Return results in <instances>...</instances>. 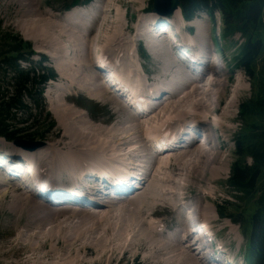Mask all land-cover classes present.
I'll return each mask as SVG.
<instances>
[{
	"label": "bare ground",
	"instance_id": "6f19581e",
	"mask_svg": "<svg viewBox=\"0 0 264 264\" xmlns=\"http://www.w3.org/2000/svg\"><path fill=\"white\" fill-rule=\"evenodd\" d=\"M10 1L19 5L18 10L25 17L23 22L16 24L19 30L26 26L27 30L36 32L40 40L50 44L67 37L73 44L78 63L72 90L75 88L81 94L103 102L115 119L94 123L70 105V91L67 90L68 94L56 105L51 103L60 134L49 137L43 146L35 149L23 150L16 146L11 151L0 149V155L7 152L9 156L4 162L5 168L0 169V224L1 215L5 214L7 223L3 226L9 224L16 229L8 247L0 244L2 263L123 264L131 257L135 261L141 259L144 264H219L217 257L221 260L230 257L228 249L231 245H227L222 236L234 234L235 227L222 219L232 222L233 219L220 218L222 214L213 203L214 190L210 192V185L219 183L226 169L227 133L232 128L229 123L236 121L233 107L245 90V78L240 76L233 81L230 71L220 65L221 60L212 56L214 48L206 40L204 20L193 19L188 24L181 20L183 14L178 8L169 20L150 21L151 17L146 15L130 25L127 14L123 20L119 9L126 6L128 12L134 8L142 15L149 8L145 5L148 0H104L102 5L106 3L107 7L93 4L87 10L76 9L60 21L57 19L59 22L56 23L43 18V11L34 9L41 5V0ZM188 25L195 27L194 34ZM132 28L138 32L131 39L128 32ZM163 30L172 31L178 43L171 46L162 36ZM21 33L29 39V34ZM142 39L147 40L144 54L151 55L155 68L149 69L144 64H140V68L145 76L157 73L159 77L154 76L149 86L154 93L164 92L165 88L169 98L166 103L156 100L158 106L153 107L150 114L136 116L121 96L99 82L106 70L99 63H103L104 57L116 58L118 55V59L110 61L121 67L122 75L131 76L132 70L138 73V63L131 53L134 42L139 44ZM93 43H97L95 49ZM93 50L101 53V57L94 59L90 55ZM210 60L214 65L204 74ZM200 72L202 74L196 80ZM112 76L119 83L120 77L115 73ZM132 85L145 88L146 83L140 76L138 83L133 81ZM49 94L47 92L46 96ZM142 104L140 102V106ZM139 110L147 109L141 107ZM189 127L205 132V143L200 144L195 139L187 148L181 149L183 133ZM157 134V139L166 135L173 137L168 157H164L167 152L158 155L151 152V148L156 147V140L150 144L147 138ZM27 160L39 164L41 179L37 177L36 185L33 178L25 179L26 184L31 185L25 191L24 187H15L10 179L11 174L20 172V164ZM137 161L145 171L144 187L134 193L133 176L122 167ZM86 176L103 180L108 188L118 192L119 199L115 203L99 205L94 187L84 181ZM189 193H194V197L188 198ZM186 199L195 213L209 223L197 217L201 220V227L197 228L202 233L201 240L210 245L202 255H210V259L198 260L194 255L197 242L192 243L193 237L184 234L183 228L176 229L180 225L178 214L185 215L179 209ZM160 209L170 215L176 214L166 222L167 226L158 214ZM215 212L218 217L214 216ZM167 230L173 232L171 237L167 236ZM22 252L24 258H21Z\"/></svg>",
	"mask_w": 264,
	"mask_h": 264
},
{
	"label": "trees",
	"instance_id": "16d2710c",
	"mask_svg": "<svg viewBox=\"0 0 264 264\" xmlns=\"http://www.w3.org/2000/svg\"><path fill=\"white\" fill-rule=\"evenodd\" d=\"M90 0H73L70 5ZM183 13L192 17L206 11L221 15L223 37L240 33L244 42L234 57L235 64L248 75L257 72L264 61V0H180ZM153 5L151 4V10ZM1 27V24H0ZM33 46L20 35L0 31V137L7 141L17 138L41 139L39 133L55 121L45 111L44 89L56 73L47 65V58L34 61ZM28 63L23 66L22 63ZM239 121L246 131L234 139L235 158L230 167L227 187L234 201L218 204L222 217L233 219L246 239L248 264H264V80L255 86L253 95L239 105ZM45 124L39 127V124ZM25 124V125H24ZM31 128H25L29 125ZM47 125V126H48ZM24 126V127H23ZM30 130V131H29ZM38 131V133L35 132ZM234 205L235 210H230ZM246 208L247 215L243 216Z\"/></svg>",
	"mask_w": 264,
	"mask_h": 264
},
{
	"label": "rangeland",
	"instance_id": "374dc122",
	"mask_svg": "<svg viewBox=\"0 0 264 264\" xmlns=\"http://www.w3.org/2000/svg\"><path fill=\"white\" fill-rule=\"evenodd\" d=\"M36 1H38V0H36ZM72 1L73 0H41V5L38 6V7L36 6L37 8L35 7L34 9H38L39 11H43L44 12V16H42L43 18H46L48 20L51 19L52 21L55 20L54 22L58 23L62 18H64L65 16L67 17V13H66V10L64 9V7H65V5H70L72 3ZM103 1L104 0H102V1L101 0H95L90 5H84L86 8L85 7H83V8H74V9H72L70 11L72 12V11H74L76 9L87 10L93 4L94 5H102ZM153 1L154 0H148V2L145 4L147 7L149 6V8H147V9H150L151 4L153 5ZM18 7H19V5L11 3L10 0H0V24H1L0 31H5V30L6 31H11L13 33H16V34L20 35L24 40L29 41L33 45L34 51L36 53H38L34 57L35 60L39 61L40 57L42 55H45L48 58V60H49L48 61L49 64L51 66H53L56 71L58 70L57 72H59V75L57 76L58 79L55 80V81L50 82L47 85V87H46L47 91H45V93H44L45 111L48 112L51 115L52 119L55 121V124H54V126H52L50 128V130L47 129L49 127L48 123L46 125L42 124V123L39 124L38 125L39 127L40 126L43 127L45 125L44 129L40 130V132H39V133L45 134V136L42 137L41 139H32L30 141H38L39 142L38 144H41L40 146H43L44 145V141L46 139H48L49 137H52L54 135H57L56 133L60 134L61 128L57 124V120L54 117V114H53V111L51 110V108L54 105H56L58 100H62V98L65 95L68 94L67 90L70 91V93L68 94L69 95L68 102L70 103V105L73 106V108H75L76 110L78 109L79 111L85 113L87 118H89L91 121H93L94 123H102V122L107 121L108 119L110 120L109 122L113 121V118L115 119V117L114 116H112V117L110 116L109 112H107V108L108 107L106 105H104L103 102H99V101L97 102L96 100L91 99L86 94H83V93L81 94L80 91H78L75 88H73V90H72L71 85H72V83H74V80L76 78L75 69L78 67V63H77L76 58H75V54L76 53H74V51H73V49H74L73 48V44L70 43L66 39L67 37L65 38L66 40L64 38L60 39V40L57 39L56 43H53V44H50L49 42L45 43L42 40H40V38L38 37L36 32L33 33V32H31V30L29 31V28L27 30L26 26H23V27L27 31H25L23 29V27H22V29L19 30L17 28L16 24L19 23V22H23L25 17L22 16L23 13L19 12V10H18L19 8ZM102 7L103 8L107 7V4L105 3L104 5H102ZM127 7H130V5L128 4ZM134 10H135L134 8H130V10L127 12L126 11V6H124L123 8L121 7V9H119L120 16L122 17L123 20H124V15L126 16V14H127L129 20L132 21V22L130 21V23H131L130 25H133V23L135 21H137V19L139 17H141V16H146L147 15L149 17H152L155 14H158L157 12H149L150 14H148V12L145 10V12L142 15H139L141 13L140 12H135ZM81 12L83 13V12H86V11H81ZM53 17H55V19ZM162 18H165V17L162 16ZM199 18L203 19L205 24H206V26H207V33H206L207 42L211 46L213 45L214 51L216 49L218 50L217 53H215V55L218 54L221 57V59H225L226 60V62L224 63L226 65V67H223L224 70L230 71V74L232 76L233 81L237 80L240 76H243L245 78V83H244L245 90L240 93V97H239L236 105L233 107V114L236 117V121L234 123H229V124H231L232 128L227 133V135H228V138H227L228 139L227 140L228 141V145H227L226 149H227V154H229V156H228V162H227V165H226V169H225V172L221 176L220 182L219 183H213V184L210 185V187H211L210 192L214 190V195L212 197V200H214L213 203H215L218 206V204H222V203H224L227 200L234 201V199L231 197L232 196L231 190L227 187V180L229 178L230 166H231V164H232V162L234 161V158H235L234 139L236 138L237 134L242 133L243 131H246V125L241 123L238 120L239 119L238 118V116H239L238 108H239L240 103L243 100H245V99H247V98H249L250 96L253 95V92H254L256 84L258 82H260V77H262L263 80H264V61H259L258 62V64H257L258 69H257V72L255 74L248 75V74H245L241 70H237L238 67L235 64L234 57L239 52V49H240L239 45H240V43H242L244 41V38L241 37L240 34H238L233 39H230V40L226 39L225 40L223 38V35H222L223 34V21H222L221 15L219 13H216L213 17L210 18L206 13L198 12L193 19L194 20H198ZM194 30H195V27H194ZM28 31L30 32V34L28 33ZM32 31H34V29ZM130 31L131 32H128V36H130L131 39H132L134 37V34H135V29L132 28ZM21 32H25L26 34H29V36L33 37V38L29 37V39H27V38L24 37V35ZM126 36H127V34H126ZM186 38H187V36H186ZM96 44L97 43H93L94 49L97 47ZM134 44L135 45L133 46V51L131 53V56H132L133 59H135L136 64L138 63L136 65V68H138L139 72L137 73L136 71H133V70L131 72H130V70H127V72L128 73L130 72L131 77L133 76L132 77L133 79H135L136 77H139V75H140L142 78H144V81L148 84L155 77L158 78L159 76L156 75L157 73H155V74L152 73V74H150L151 76L150 75L145 76L143 71H142V69L140 68V64H144L149 69H154L155 68V63H154V61H152L151 55L148 54V52H147V55H148L149 58L148 57H146L144 59L142 57L138 58V55L136 53V48H137L138 42L135 41ZM138 47H140L139 44H138ZM60 49L61 50H65V51L61 52ZM67 55L69 57H67ZM90 55H92V57L97 58L99 55H101V53H99L96 50L95 51L93 50L90 53ZM119 55L125 56L126 53H120ZM64 57H65V59H64ZM108 59L109 60L118 59V55H117L116 58H112L111 57V58H108ZM217 61L219 62V60H217ZM91 62L94 63L92 60H91ZM120 69H121V67L118 68V72L119 73H120ZM133 73L135 75L137 73V75L135 76V75H133ZM69 87H71V89ZM49 90H52L50 92V94H49ZM47 92H48L49 96H46ZM70 96L72 97L73 100L71 99ZM63 102L67 103V101H63ZM51 103L53 104V106H52ZM94 118H97V119L93 120ZM97 120H98V122H96ZM32 125L33 124H31V125H29V126H27L25 128H31ZM105 125H108V124H105ZM35 132L38 133V131H36V130H35ZM58 138H60V137H58ZM19 139H21V138H17V140H19ZM50 139H53V138H50ZM54 139H56V138H54ZM40 141L42 143H40ZM15 146L19 147V148H21L23 150H27V149H25V146L23 147V146L15 144V140L9 142V141L4 140L3 138H0V149H3L5 151H11V150H13V148ZM40 146H38V147H40ZM168 156H169V154L165 155L164 157H168ZM28 186H31V185H28ZM81 189H84V188H81ZM194 193L193 194L189 193V195H187V197L188 198L194 197V195H195ZM186 201H188V200L186 199ZM79 205H81V203H79ZM229 207H230V210H235L236 209L234 205H229ZM164 211H166V210L160 209L158 214L162 215V219L165 221V224H166L167 221H169V220H171L173 218V215H170V213L168 211H166L167 213L164 212ZM242 211H243V216H246L247 215L246 208L244 210L242 209ZM213 214H216V212L213 213ZM214 216L218 217L217 214L214 215ZM6 219H7L6 215L2 214L1 215V224H0V244H4L6 247H8V242H9V240L12 239L13 235L16 233V229L14 228L13 225L9 226V224L7 226H3L4 223H7ZM183 220H184V217H180V222H183ZM222 220L223 221H228L229 223H233L232 221H230V219H227V218L226 219H222ZM233 225L235 227L234 234L226 233L225 235L222 236V238H223V241L227 245H231V246H229L230 249L236 250V252L239 251V254L236 255L237 256L236 261H241V260L245 259V249H246L247 242H246V239L244 238V236L241 233V229L239 228V225H237L235 223H233ZM166 226H167V224H166ZM216 228H218V226H216ZM21 255H22L21 258L22 257L24 258L25 253L22 252ZM194 255L197 257V254L194 253ZM41 256H43V255H41ZM201 257L202 256L198 255V258H199L198 260H203L204 257H202V259H201ZM208 259H210V258H208ZM0 260H1L0 264H3L2 263L3 262L2 258H0ZM212 262L214 263V261H212ZM90 264H92V263H90ZM96 264H98V263H96ZM123 264H144V263H143V261L141 259H138V261H135L133 258L129 257L128 260H127V263L125 261V262H123Z\"/></svg>",
	"mask_w": 264,
	"mask_h": 264
},
{
	"label": "water",
	"instance_id": "95a60500",
	"mask_svg": "<svg viewBox=\"0 0 264 264\" xmlns=\"http://www.w3.org/2000/svg\"><path fill=\"white\" fill-rule=\"evenodd\" d=\"M181 4L180 0H154L153 5H154V11L169 15L173 13L176 9H178L179 5ZM15 143L21 144L27 148L30 149H35L41 144H38V141H30L26 139H19L15 140ZM40 143H42L40 141Z\"/></svg>",
	"mask_w": 264,
	"mask_h": 264
}]
</instances>
